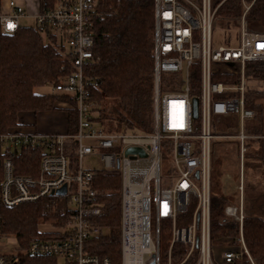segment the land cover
<instances>
[{
  "label": "built area",
  "instance_id": "2783aa9c",
  "mask_svg": "<svg viewBox=\"0 0 264 264\" xmlns=\"http://www.w3.org/2000/svg\"><path fill=\"white\" fill-rule=\"evenodd\" d=\"M227 0H155L154 8V130L145 132H107L95 121V104L90 99L96 85L91 64L96 60L93 16L99 0H56L36 13H28L16 0L7 9L0 7V52L2 37L15 33L28 18L45 38L54 37L64 64L70 72L54 86L55 92L70 95L74 104L58 102L75 109L78 130L75 134L40 131L30 124L2 132L0 149L41 152L39 177L16 174L12 158L0 163V264H25V256L62 259L64 264H112L110 257L98 253L99 245L119 244L120 264H174L176 245L187 247L183 264L192 257L193 264H233L250 253L244 234V219L264 214L244 210V172L246 141L254 136L243 130L246 119L258 111L247 108L246 64L264 61V29H251L246 15L255 0L248 3L235 23L236 33L217 40L216 18ZM12 25V27H9ZM198 67V69H197ZM165 74L181 75L163 90ZM199 74V86L194 78ZM222 74L239 75L237 84L217 81ZM195 99L198 100L195 115ZM242 124L236 134L235 124ZM78 144L79 168L71 173L63 145L67 139ZM237 139L240 157L239 204L225 207L227 217L239 222L240 235L216 244L212 237V172L217 139ZM171 150L172 175L168 186L162 184L163 149ZM139 147L145 155L129 153ZM100 154L104 169H119L122 175V215L117 238L114 229L96 222L102 214L93 187V170L84 169L87 155ZM67 186L72 214L55 230L43 232L23 248L19 238L3 230L4 207L34 202L56 195ZM195 206L191 223L180 226L179 214ZM167 223L166 229L163 223ZM163 233L171 235L163 248ZM222 244L219 254L217 248ZM219 257V259H218Z\"/></svg>",
  "mask_w": 264,
  "mask_h": 264
},
{
  "label": "trees",
  "instance_id": "16d2710c",
  "mask_svg": "<svg viewBox=\"0 0 264 264\" xmlns=\"http://www.w3.org/2000/svg\"><path fill=\"white\" fill-rule=\"evenodd\" d=\"M56 0H39L40 8L53 6ZM0 0V7H1ZM251 3L252 0H247ZM154 8L155 0H99L93 16L92 31L95 39L94 54L96 60L91 64V74L96 85L91 89L90 99L95 104V121L107 132H145L154 130ZM245 10L243 0H227L218 10L216 18L237 22ZM251 29H264V0H255L246 15ZM0 52V130L2 132L25 126V115H34L53 110L67 112V133L75 134L78 130L77 111L73 108H60L58 102L74 104L70 95L58 92L38 93L40 86H55L60 78L70 72L71 66L64 64L60 48L54 37L45 38L34 26H22L13 34L2 37ZM198 69V67H197ZM194 86H199V74L193 77ZM246 79L257 80L261 86L248 87L245 93L247 108L258 111V116L249 134L254 136L247 145V152L257 143L259 148L251 153L255 167L264 177V113L260 101L264 99V61H249L246 64ZM181 75L165 74L163 90H171V84ZM217 81L226 84L240 83L239 75L222 74ZM63 149L69 158L71 173L79 168L78 144L74 139H67ZM245 154V157H246ZM41 152L33 150L7 151L0 149V161L12 158L16 174L39 177ZM218 160V159H217ZM0 162V163H1ZM223 162H214L212 172V237L216 244L225 238L236 240L240 235L239 222L225 214V207L232 200L221 195L214 187V176L221 175ZM93 187L97 191V203L102 214L96 222L107 229L117 230L122 214V175L119 169L93 170ZM69 196L50 195L34 202H27L14 207H4L3 230L19 238L23 248L30 241L42 237L40 227L51 223L54 227L63 225L73 208ZM195 206L191 205L179 214L178 223L185 226L191 223ZM243 234L250 257L244 254L233 264H264V219L248 217L244 219ZM171 235L163 233V248L168 247ZM98 253L110 257L112 264H120L119 244L99 245ZM187 247L176 245L174 264L184 260ZM25 264H58L55 258H32L25 256ZM195 258L183 264H193ZM162 264H167L162 257Z\"/></svg>",
  "mask_w": 264,
  "mask_h": 264
},
{
  "label": "rangeland",
  "instance_id": "374dc122",
  "mask_svg": "<svg viewBox=\"0 0 264 264\" xmlns=\"http://www.w3.org/2000/svg\"><path fill=\"white\" fill-rule=\"evenodd\" d=\"M238 22V21H237ZM237 22H229L227 20L220 19L217 21L216 25V35L217 40L220 43L225 44V37L228 36L230 33H236L237 26L235 27V23ZM20 24L22 26H30L31 22L28 18L24 17L21 18ZM248 87H258L261 86V82L257 80H248L247 81ZM36 92L38 93H48V92H55V89L51 85L46 86H40L36 88ZM263 108L264 113V99L260 101ZM57 106L60 108H64V105H60L57 103ZM56 111V110H53ZM255 122V119H246L244 121V128L243 130L245 133L249 134L248 128L252 126ZM100 125V124H99ZM102 126V125H100ZM236 134L239 132V129H242V124L236 123L235 125ZM103 127V126H102ZM67 131V130H66ZM254 138V137H253ZM249 138L246 141V144H249L252 142ZM252 149L248 151L245 157L244 166H245V172H244V180L247 179L246 183H250V172L252 170H256L255 165V159L251 157V153L253 150L259 148L257 146V143L252 144ZM218 159V160H217ZM219 160L223 162V165L220 167L222 170V176L221 175H215L213 184L214 187L217 188V190L220 189L221 195L231 199L232 204L238 205L239 204V191H238V185L240 183V157L238 153V140L237 139H217L215 142V156H214V162L217 163ZM82 165L84 169L87 170H97V169H104V162L101 159L100 154H92L87 155L83 161ZM172 158H171V150L166 146L163 149V161H162V184L164 186H168L171 183V175H172ZM173 176V175H172ZM261 205L264 206V202L261 203ZM72 207V205H71ZM264 209V207H263ZM122 215V214H121ZM121 223V221H120ZM164 229L167 227V223H163ZM40 230L42 232H48L55 230V227L51 223H44L41 225ZM119 229L117 230V232ZM219 254L222 251V244L217 249ZM219 259V257H218ZM58 264H64V261L62 259L58 260Z\"/></svg>",
  "mask_w": 264,
  "mask_h": 264
},
{
  "label": "crops",
  "instance_id": "0c3cea01",
  "mask_svg": "<svg viewBox=\"0 0 264 264\" xmlns=\"http://www.w3.org/2000/svg\"><path fill=\"white\" fill-rule=\"evenodd\" d=\"M28 13H36L39 10V0H16ZM9 0H2L1 6L7 9ZM26 125L34 124L43 132L63 133L67 130V112L64 110L47 111L34 115L24 116ZM264 154V139H263ZM250 183L244 180V210L247 214H264L262 202H264V177L259 171L250 172ZM218 249V248H217Z\"/></svg>",
  "mask_w": 264,
  "mask_h": 264
},
{
  "label": "water",
  "instance_id": "95a60500",
  "mask_svg": "<svg viewBox=\"0 0 264 264\" xmlns=\"http://www.w3.org/2000/svg\"><path fill=\"white\" fill-rule=\"evenodd\" d=\"M194 102H195V115H197L198 100L195 99ZM128 152L129 153H135V152H137V153H139L141 155H145L144 152H143V150L141 148H139V147H131V148L128 149ZM66 191H67V186L64 185L62 188L58 189L55 192V194L56 195H59V196H63V195L66 194ZM149 263L150 264H154L155 263L154 257L149 261Z\"/></svg>",
  "mask_w": 264,
  "mask_h": 264
},
{
  "label": "snow or ice",
  "instance_id": "6c2138e0",
  "mask_svg": "<svg viewBox=\"0 0 264 264\" xmlns=\"http://www.w3.org/2000/svg\"><path fill=\"white\" fill-rule=\"evenodd\" d=\"M9 27H12V25H9Z\"/></svg>",
  "mask_w": 264,
  "mask_h": 264
}]
</instances>
